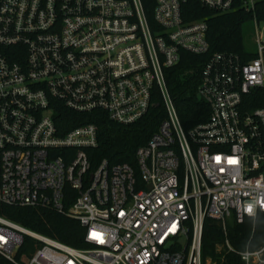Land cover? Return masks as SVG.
Instances as JSON below:
<instances>
[{
	"label": "built area",
	"instance_id": "obj_1",
	"mask_svg": "<svg viewBox=\"0 0 264 264\" xmlns=\"http://www.w3.org/2000/svg\"><path fill=\"white\" fill-rule=\"evenodd\" d=\"M184 0H0V203L52 209L84 228L75 248L0 216V256L11 264H203L206 218L243 223L264 213V21L254 57L215 52L196 96L208 119L185 129L164 70L181 51L209 50L203 21L184 22ZM237 0H198L218 12ZM154 97L164 119L136 149V169L102 159L91 168L97 127L61 133L59 106L104 111L120 124ZM69 186L76 196L65 208ZM25 237L41 245L29 257ZM229 250H232L225 241ZM264 264V243L239 253Z\"/></svg>",
	"mask_w": 264,
	"mask_h": 264
},
{
	"label": "trees",
	"instance_id": "obj_2",
	"mask_svg": "<svg viewBox=\"0 0 264 264\" xmlns=\"http://www.w3.org/2000/svg\"><path fill=\"white\" fill-rule=\"evenodd\" d=\"M148 21L151 22L154 0H142ZM184 22L203 21L207 26L206 39L209 50L196 55L181 51L179 62L164 70L166 85L175 104L179 119L185 129H189L208 119V106L198 100L196 88L200 73L209 57L215 52L233 53L245 59L254 57L246 50L242 25L252 19V12L246 11L237 0L232 9L218 12L201 5L198 0H184L180 5ZM254 13L259 21H264V0H255ZM164 111L158 97L152 99L147 113L130 124L112 121L104 111L76 113L59 106L54 119L60 132L81 124L92 123L97 127V147L88 150L91 168L106 159L108 164L128 163L136 169V149L145 144L164 119ZM76 192L69 186L64 192V206L67 208ZM0 216L26 229L45 235L51 239L75 248H85L84 228L80 223L63 213L52 209L30 206H12L0 203ZM225 241L232 250H229ZM264 243V213L253 220L246 218L243 223L230 220L226 223V235L217 220L206 218L202 234L201 258L203 264H244L239 253L248 249L256 250ZM40 243L25 237L20 252L29 257ZM0 264H11L0 256Z\"/></svg>",
	"mask_w": 264,
	"mask_h": 264
},
{
	"label": "rangeland",
	"instance_id": "obj_3",
	"mask_svg": "<svg viewBox=\"0 0 264 264\" xmlns=\"http://www.w3.org/2000/svg\"><path fill=\"white\" fill-rule=\"evenodd\" d=\"M242 37L246 50L251 53H256L255 23L252 19L244 21L242 25Z\"/></svg>",
	"mask_w": 264,
	"mask_h": 264
}]
</instances>
